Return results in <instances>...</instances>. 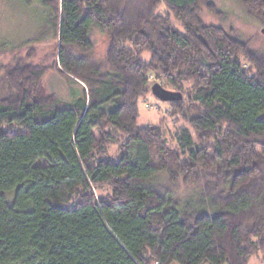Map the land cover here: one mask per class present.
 <instances>
[{"label": "trees", "instance_id": "trees-1", "mask_svg": "<svg viewBox=\"0 0 264 264\" xmlns=\"http://www.w3.org/2000/svg\"><path fill=\"white\" fill-rule=\"evenodd\" d=\"M149 2L42 0L54 63L3 74L0 264L264 262V57L203 22V8L222 14L213 0ZM239 2L264 17V0ZM49 70L82 88L72 106L37 95ZM158 80L182 95L168 103L173 146L160 125H138Z\"/></svg>", "mask_w": 264, "mask_h": 264}, {"label": "rangeland", "instance_id": "rangeland-1", "mask_svg": "<svg viewBox=\"0 0 264 264\" xmlns=\"http://www.w3.org/2000/svg\"><path fill=\"white\" fill-rule=\"evenodd\" d=\"M130 1V6L138 9L150 7L149 0ZM213 2L222 14L214 15L203 8L200 11L203 22L231 32L241 41L248 43L251 50L264 57V17L257 19L249 15L239 0H213ZM165 12L166 5L163 3L157 9V13ZM52 15V10L43 5L42 0H0V99L10 92L3 77L5 68L14 67L17 63L47 67L54 63L57 41L48 24ZM92 43L95 47V57L100 60L105 53L107 41L98 30H93ZM143 58L147 60L148 54H144ZM241 64L244 69L253 71L252 65L247 60L241 58ZM150 81L152 82L153 79L151 78ZM156 83L162 86L161 80ZM190 88L189 84L184 86L185 101L187 96L192 94ZM50 94H55L58 98V104L54 108L62 109L72 106L74 101L81 97L82 88L56 71L49 70L37 87V95L44 98ZM138 109L139 127L160 125L166 133L169 146H173L176 123H173L174 117L170 115L169 104L159 101L149 92L139 100ZM178 126L189 128L184 121ZM175 189L179 191L178 188ZM182 189L180 187L181 197L183 195L187 198L193 197V192L186 193ZM249 264H264V262L259 256L251 258Z\"/></svg>", "mask_w": 264, "mask_h": 264}, {"label": "water", "instance_id": "water-1", "mask_svg": "<svg viewBox=\"0 0 264 264\" xmlns=\"http://www.w3.org/2000/svg\"><path fill=\"white\" fill-rule=\"evenodd\" d=\"M150 91L155 98L164 103L178 102L182 99L179 92L169 91L158 83L153 84Z\"/></svg>", "mask_w": 264, "mask_h": 264}]
</instances>
